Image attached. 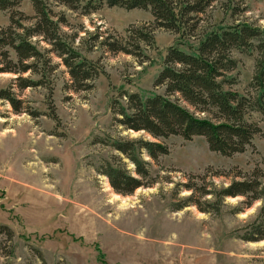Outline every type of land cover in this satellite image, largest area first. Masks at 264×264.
<instances>
[{"label":"rangeland","instance_id":"1","mask_svg":"<svg viewBox=\"0 0 264 264\" xmlns=\"http://www.w3.org/2000/svg\"><path fill=\"white\" fill-rule=\"evenodd\" d=\"M46 5L53 20L64 19L62 41L95 63L99 74L92 89L74 91L66 68L52 53L43 54L50 58L49 66L38 65L45 72L42 86L19 89L17 75L0 73V90L9 89L22 108L17 114L0 100V264H264V240L238 238L256 218L260 201L244 208L243 197L225 198L219 213L201 212L193 204L176 209L191 194L184 184H205L212 191L229 185L226 175L264 172L263 114L248 112L246 120L260 133L244 152L230 157L210 151L203 137L162 140L167 155L156 163L142 155L152 184L128 196L115 193L100 174L103 163L116 154L96 143L106 137L153 141L114 123L113 102L125 105L120 93L144 99L163 95L164 87L154 83L168 48L180 44L187 51L196 46L194 36L211 28L244 22L258 28L264 39V0H213L198 16L194 36L179 39L176 33L156 29L153 44H139L138 56L110 53L92 35L128 42L131 26L153 22L148 11L103 5L84 15L51 0ZM18 11L31 18L22 21L29 27L35 17L30 0H21ZM10 15L0 11V30L10 26ZM32 41L41 53L49 49L40 37ZM9 53L16 65L14 53ZM231 57L237 63L230 74L236 79L232 90L251 97L256 53L234 50ZM41 72L20 76L36 82ZM123 162L132 170V164ZM192 194L200 202L212 197ZM236 208L243 210L232 214Z\"/></svg>","mask_w":264,"mask_h":264},{"label":"trees","instance_id":"2","mask_svg":"<svg viewBox=\"0 0 264 264\" xmlns=\"http://www.w3.org/2000/svg\"><path fill=\"white\" fill-rule=\"evenodd\" d=\"M46 1L48 0H30L35 17L32 18V24L25 27L22 21L31 18H23L18 11L21 0H0V11H10L11 14L10 26L0 30V58L4 63L3 68L0 67V73L17 75L15 81L19 89L42 86L45 72H41L38 65L43 68L49 66L51 60L43 54L52 53L66 68L74 91L92 89V82L99 74L98 66L82 58L62 41L60 25L65 23L64 19L53 20ZM51 1L72 11L81 10L84 15L103 5L148 11L153 22L143 28L131 26L127 30L128 42L110 36L98 40V32L92 35V41H98L110 53L138 56L139 44H153L152 32L156 29L176 33L179 39L194 36L200 22L198 16L206 12L213 0ZM17 15L18 18H15ZM19 29L24 32L20 33ZM36 37H40L48 45L49 49H45L44 53L32 41ZM194 37L196 46L188 47L187 51L182 50L180 44L168 48L163 68L154 83L157 87H164L163 95L152 94L144 99L139 94L121 92L119 98L125 101V105L113 102L112 111L117 126L129 132L145 133L153 139L148 141L142 137H106L100 142L96 141L116 154L110 162L103 163L99 172L119 195L128 196L138 188L152 184L149 163L142 155L146 153L156 163L160 157L168 154L167 147L161 141L170 136H179L184 140L203 137L210 151L230 157L244 152L251 145L253 137L260 133L255 123L246 120V115L251 111L264 115V39L260 30L243 22L211 28L202 36ZM5 48L6 51H3ZM234 50L256 53L254 72L249 83L253 92L251 97L232 90L236 79L230 74L237 67L236 61L231 57ZM9 51L14 53L16 65L12 64ZM40 72L42 78L36 82L20 76L24 73L39 75ZM0 100L6 101L15 113L22 112L21 102L9 89L0 90ZM123 159L132 164V170L127 169ZM226 176L230 179L229 185L218 190H206L205 184L200 188L192 183L184 184L183 188L191 194L176 209L193 204L201 212L219 213L225 198L243 197L244 208L260 201L256 218L238 238L244 242L264 240V172L256 169L251 174L237 172L232 177ZM200 180L205 181L203 178ZM209 185L214 186L212 182ZM194 191L203 199L212 196L211 200H195L192 194ZM242 210L243 208H236L231 213L237 214Z\"/></svg>","mask_w":264,"mask_h":264}]
</instances>
